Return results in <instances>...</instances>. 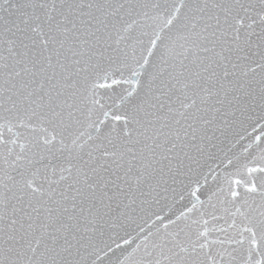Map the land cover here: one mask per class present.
<instances>
[{
  "label": "snow or ice",
  "instance_id": "obj_1",
  "mask_svg": "<svg viewBox=\"0 0 264 264\" xmlns=\"http://www.w3.org/2000/svg\"><path fill=\"white\" fill-rule=\"evenodd\" d=\"M0 264H264V0H0Z\"/></svg>",
  "mask_w": 264,
  "mask_h": 264
}]
</instances>
